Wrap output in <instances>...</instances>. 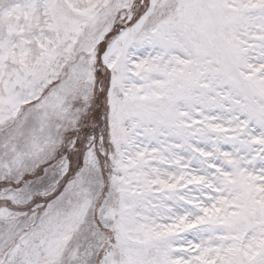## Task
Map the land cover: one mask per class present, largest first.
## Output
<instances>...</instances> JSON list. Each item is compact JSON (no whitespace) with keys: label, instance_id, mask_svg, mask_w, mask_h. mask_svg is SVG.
<instances>
[{"label":"snow or ice","instance_id":"snow-or-ice-1","mask_svg":"<svg viewBox=\"0 0 264 264\" xmlns=\"http://www.w3.org/2000/svg\"><path fill=\"white\" fill-rule=\"evenodd\" d=\"M0 264H264V0H0Z\"/></svg>","mask_w":264,"mask_h":264}]
</instances>
